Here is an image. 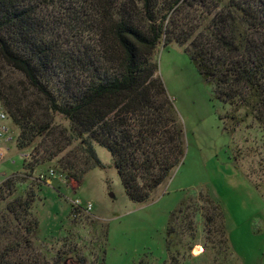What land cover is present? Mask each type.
<instances>
[{"label": "trees", "instance_id": "1", "mask_svg": "<svg viewBox=\"0 0 264 264\" xmlns=\"http://www.w3.org/2000/svg\"><path fill=\"white\" fill-rule=\"evenodd\" d=\"M171 43L230 107L231 126L251 118L264 130V0H0V101L19 129L18 150L31 149L28 176L60 156L61 170L80 185L104 168L99 145L127 198L146 202L184 153L155 58ZM13 184L8 177L0 191L11 195ZM28 196L16 201L23 216L34 192ZM197 199L207 233L217 226L226 241L219 203L207 191ZM185 200L169 213L167 251ZM6 209L19 229L0 226V264H49L29 238L37 221L21 219L14 202Z\"/></svg>", "mask_w": 264, "mask_h": 264}, {"label": "rangeland", "instance_id": "2", "mask_svg": "<svg viewBox=\"0 0 264 264\" xmlns=\"http://www.w3.org/2000/svg\"><path fill=\"white\" fill-rule=\"evenodd\" d=\"M155 58L184 149L164 184L146 202H131L110 153L99 145L94 149L104 168L89 170L80 185L61 170L60 156L37 165L28 176L31 149L11 144L0 162V180H14L11 195L0 191V226L19 229L6 209V203L14 202L21 219L37 221L29 238L49 264H264V130L251 118L230 125L224 118L230 107L214 98L183 46L160 45ZM54 122L69 128L59 117ZM50 168L53 177L37 180ZM30 191L31 212L23 216L16 201L27 199ZM199 191L221 206L226 241L217 226L207 233ZM184 198L182 212L172 218L175 232L167 251L168 216Z\"/></svg>", "mask_w": 264, "mask_h": 264}, {"label": "built area", "instance_id": "3", "mask_svg": "<svg viewBox=\"0 0 264 264\" xmlns=\"http://www.w3.org/2000/svg\"><path fill=\"white\" fill-rule=\"evenodd\" d=\"M17 130V134L15 132ZM19 129L14 123L6 107L0 101V162L5 161L7 152L10 150V145L13 144L17 148ZM54 169L50 168L43 174L38 175L37 180H47L49 177L54 176ZM6 177L0 180V185L4 182ZM75 204L79 206V200L75 199ZM88 210L92 208L91 204L85 205Z\"/></svg>", "mask_w": 264, "mask_h": 264}, {"label": "crops", "instance_id": "4", "mask_svg": "<svg viewBox=\"0 0 264 264\" xmlns=\"http://www.w3.org/2000/svg\"><path fill=\"white\" fill-rule=\"evenodd\" d=\"M164 182H165V180H164V181L158 186V188H160V186H162V184H164ZM156 189H157V188H156ZM156 189H155V190H156ZM155 190H154V191H155ZM154 191H153V192H154Z\"/></svg>", "mask_w": 264, "mask_h": 264}]
</instances>
